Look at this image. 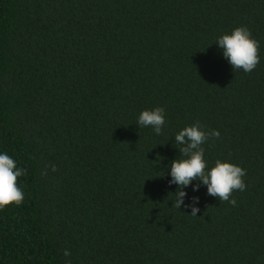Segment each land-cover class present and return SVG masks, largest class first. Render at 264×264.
Wrapping results in <instances>:
<instances>
[{
    "label": "trees",
    "instance_id": "trees-1",
    "mask_svg": "<svg viewBox=\"0 0 264 264\" xmlns=\"http://www.w3.org/2000/svg\"><path fill=\"white\" fill-rule=\"evenodd\" d=\"M240 26L251 73L214 45ZM155 107L159 136L136 125ZM197 121L220 132L209 167L241 166L246 188L235 205L187 188L192 216L167 170ZM0 151L25 169L0 264H264V0H0Z\"/></svg>",
    "mask_w": 264,
    "mask_h": 264
},
{
    "label": "clouds",
    "instance_id": "clouds-1",
    "mask_svg": "<svg viewBox=\"0 0 264 264\" xmlns=\"http://www.w3.org/2000/svg\"><path fill=\"white\" fill-rule=\"evenodd\" d=\"M214 45L222 51L223 58L235 71L240 69L251 73L261 62L259 41L245 26L217 36ZM136 125L140 129L151 128L157 136L162 135L166 125L165 109L155 107L142 111L137 117ZM212 137L218 139L220 132L207 131L199 121L183 127L174 136L175 149L180 155L171 161L167 170L170 176L169 187L177 186V190L171 193L174 197L172 207L191 209L192 216H197L200 211L196 206L200 203V198L194 196L192 203L186 204L187 188L192 187L194 192H199L200 186L203 185L209 196L232 205L236 204V200L231 198L234 190L244 191L246 188L243 180L246 170L241 166L217 159L214 166L209 167L203 145ZM23 175L25 169L18 167L15 159L6 151H0V210L23 203L24 189L17 185V179ZM64 255L68 256V251H65Z\"/></svg>",
    "mask_w": 264,
    "mask_h": 264
}]
</instances>
